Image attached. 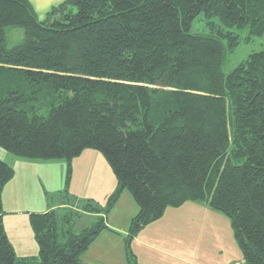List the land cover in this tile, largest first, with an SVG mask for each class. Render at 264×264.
I'll use <instances>...</instances> for the list:
<instances>
[{
	"label": "trees",
	"instance_id": "1",
	"mask_svg": "<svg viewBox=\"0 0 264 264\" xmlns=\"http://www.w3.org/2000/svg\"><path fill=\"white\" fill-rule=\"evenodd\" d=\"M198 18L210 35L191 33ZM234 28L264 37V0H65L43 21L30 0H0V149L65 160L68 180L95 149L118 183L106 212L83 206L101 217L80 234L71 209L32 215L39 253L19 258L3 222L16 170L0 159V264H82L117 233L107 220L126 191L139 207L127 264L144 229L190 202L229 218L245 264H264V51L225 73Z\"/></svg>",
	"mask_w": 264,
	"mask_h": 264
},
{
	"label": "rangeland",
	"instance_id": "2",
	"mask_svg": "<svg viewBox=\"0 0 264 264\" xmlns=\"http://www.w3.org/2000/svg\"><path fill=\"white\" fill-rule=\"evenodd\" d=\"M30 1L39 20L43 21L53 7L58 6L65 0ZM233 30L241 35L243 42L234 54L227 56L223 67L225 73L231 72L252 53L264 51V37H254L252 40H247L250 36L247 28H234ZM211 32L210 27L203 18L196 19L192 24L191 33L193 34L210 35ZM7 36L8 44L14 47L21 42L24 32H8ZM17 158L11 155L7 159V162L11 165H14L16 161L20 163L16 165L17 177L15 181L4 193V209L9 210L8 200H11L14 204L17 200L15 207L19 209L35 207L39 210V208L44 207L43 201L46 196L49 203L53 201L58 203L64 197V201L76 203L79 207L78 210H73L76 214L73 223L75 234H80L84 229L92 228L96 222H99L98 220L101 217L91 213H89L91 217H86L88 213L83 212V206L86 207L88 204L97 205L106 212L108 200L118 188L117 178L112 167L106 157L95 149H87L81 157L73 159L71 180L67 179V161H46L49 165L46 171H42L44 177L42 185L44 184V186L36 181V177L41 176L40 162L43 160H37L35 161L36 164L29 165L28 162L32 160L23 158L16 160ZM79 158H82V161ZM87 208H90V206H87ZM205 209L208 210V206L198 202L187 203L182 209H168L163 219L151 224L140 233L137 242L132 244V251L140 255L139 260L143 261L144 264L147 260L148 264H160L157 257L158 246L178 255L182 254L193 264H233L235 262V264L239 262H243L239 264H245L230 219L222 213L214 211L208 213ZM138 210V205L130 193L126 191L112 210L111 215L109 214V223L120 230L118 233L125 235L132 218L137 215ZM78 215L81 217H78ZM7 227L11 232L10 224H7ZM21 227L22 233L26 235L29 230L25 222L21 223ZM66 239L63 238V241ZM32 242L30 237L28 250H31ZM37 245L34 250L30 251V256H38L39 248ZM96 248H98V252L102 248L107 251L105 258L107 261L110 260L112 264H127L125 255L121 251V245L115 237H111L110 240L108 235L101 237ZM21 252L23 253L22 250ZM21 252L17 246V256L19 258L27 256H22ZM101 260L97 264L105 262L103 259Z\"/></svg>",
	"mask_w": 264,
	"mask_h": 264
},
{
	"label": "crops",
	"instance_id": "3",
	"mask_svg": "<svg viewBox=\"0 0 264 264\" xmlns=\"http://www.w3.org/2000/svg\"><path fill=\"white\" fill-rule=\"evenodd\" d=\"M9 156H11V155L7 154L4 150L0 149V159L7 162V159L9 158ZM13 157H15V156H13ZM80 159L82 161V158H79V160ZM16 160H21V158H17ZM35 161H37V160H32V161L28 162V164L29 165L36 164ZM19 163H20L19 161H16V162H14V165H11L10 163L9 164L16 170V165ZM40 163H41L40 164L41 176L36 177V181L41 186H44V184L42 185V182L44 179L42 171H46L49 164L46 161H42ZM38 172H39V168H38ZM16 177H17V172H16L15 178L8 184L6 189L12 185V183H13V181H15ZM27 179H30V178H27ZM43 188H45V187H43ZM6 189H5V191H6ZM16 202H17V200H15V204H14V202H12L11 200H8L7 206L9 208V210L7 211L4 209L5 216L3 217V222L5 224V229H7L6 230L7 236L9 238L10 242L13 244L15 250L17 251V246H18L20 249V252H21V250L23 251V253L21 252L22 256L27 255L26 257H32L29 255L31 253L30 251L34 250V248L36 247V244H37L36 238H35V233H34V230H33L32 224H31V221H32L31 216L32 215H34V214L44 215V214H48V213L54 212V211H61L62 212L63 210H70V209L76 211L79 209V207L76 205V203H67L66 201H64V197H62L58 201V203H56L54 201L52 203H49L48 197L46 196V199H44V201H43L44 207L39 208V210L35 209V207H28L27 209H19L18 207L16 208L15 207ZM3 204L5 205L4 198H3ZM29 208H31V209L28 210ZM206 211L208 213H211V211H213V210H211L208 206V210H206ZM95 216H97V215H95ZM86 217H91V216L88 213V214H86ZM23 222H25L26 227L29 230V231H27L26 235H25V233H22V231H21V228H22L21 223H23ZM107 222H108L109 228L116 231L117 233H112L110 231H104L101 234V236L97 239V241H95V243L90 247V249L85 254L82 255V257H81L82 264H97V263H100V261H102L101 259H103L105 261L102 264H112L110 262V260L107 261L105 258L107 251H104L102 248V249H99V252H98V250H97L98 248H96L98 241L101 239V237H104L105 235H108L109 240L111 239V237H115V239L117 241H119V244L121 245V251L123 252V254L125 255V258L127 260V254H126V248H125V236L128 233L129 229L127 230L125 235L120 234V233H118L120 230H118V229H116V227H113L112 225H110L109 219L107 220ZM7 224H10L11 232L9 231ZM122 235H124V236H122ZM30 237H31V240L33 242L30 246L31 250H28V248H29L28 242L30 241ZM25 238H27V239H25ZM137 240H138V238L135 239L134 243H136ZM107 243H110V242H107ZM19 244H20V246H19ZM37 247H38V245H37ZM157 248H159L158 253H157V257L159 259L160 264H193L187 257L183 256L182 254L178 255L175 252L162 249L159 246ZM136 255H137L138 260H139V258H141L140 255L139 254H136ZM177 255L179 256V258L177 257ZM139 262H140V264H144L143 261L139 260ZM145 262H146V264H148V260ZM235 263H233V264H235ZM239 263H243V262H239ZM239 263H237V264H239Z\"/></svg>",
	"mask_w": 264,
	"mask_h": 264
}]
</instances>
